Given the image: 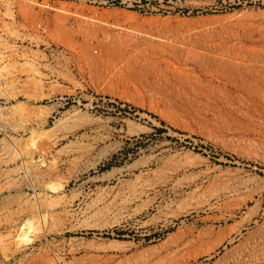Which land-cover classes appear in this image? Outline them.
<instances>
[{
    "label": "rangeland",
    "instance_id": "1",
    "mask_svg": "<svg viewBox=\"0 0 264 264\" xmlns=\"http://www.w3.org/2000/svg\"><path fill=\"white\" fill-rule=\"evenodd\" d=\"M16 6L0 264H264V0Z\"/></svg>",
    "mask_w": 264,
    "mask_h": 264
},
{
    "label": "built area",
    "instance_id": "2",
    "mask_svg": "<svg viewBox=\"0 0 264 264\" xmlns=\"http://www.w3.org/2000/svg\"><path fill=\"white\" fill-rule=\"evenodd\" d=\"M21 0H0V101H7L22 88L12 62L28 57V49L45 45L47 27L41 18L32 32L21 20L16 3ZM14 68V69H13Z\"/></svg>",
    "mask_w": 264,
    "mask_h": 264
},
{
    "label": "bare ground",
    "instance_id": "3",
    "mask_svg": "<svg viewBox=\"0 0 264 264\" xmlns=\"http://www.w3.org/2000/svg\"><path fill=\"white\" fill-rule=\"evenodd\" d=\"M64 6V5H63ZM62 6V7H63ZM46 7H48L47 5H46ZM61 8V7H60ZM61 9H63V8H61ZM14 69V68H13ZM257 84V83H256ZM259 87V86H258ZM15 107V106H14ZM13 143V142H12ZM10 148V147H9ZM45 174H43V176H44ZM54 183V182H53ZM50 184V188L51 189H54V190H56V189H58V188H61L62 187V185L60 184H58V185H56V184H52L51 185V182H48V185ZM155 187V186H154ZM226 190V189H225ZM215 206V205H214ZM203 207V206H202ZM209 207V206H208ZM213 207V206H212ZM207 209V208H206ZM204 210V209H203ZM231 215V214H230ZM44 220V219H43ZM32 222H33V220H27L25 223H23V225H22V233H25V234H31V230H32V228H33V225H32ZM233 241V240H232ZM111 248H117V249H119L120 247H118V246H112V247H102V248H99V249H102L103 251H104V254H105V256H108V253H107V251H108V249H111ZM99 249L97 248L96 249V251L95 252H97L96 254L94 253V255H99L98 253H100V251H99ZM112 250V249H111ZM54 261V260H53Z\"/></svg>",
    "mask_w": 264,
    "mask_h": 264
}]
</instances>
